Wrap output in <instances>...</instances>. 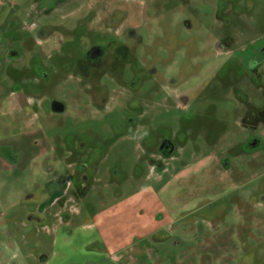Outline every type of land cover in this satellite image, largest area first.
<instances>
[{
  "label": "rangeland",
  "instance_id": "374dc122",
  "mask_svg": "<svg viewBox=\"0 0 264 264\" xmlns=\"http://www.w3.org/2000/svg\"><path fill=\"white\" fill-rule=\"evenodd\" d=\"M62 188L137 195L149 264H264V0H0V253Z\"/></svg>",
  "mask_w": 264,
  "mask_h": 264
},
{
  "label": "crops",
  "instance_id": "0c3cea01",
  "mask_svg": "<svg viewBox=\"0 0 264 264\" xmlns=\"http://www.w3.org/2000/svg\"><path fill=\"white\" fill-rule=\"evenodd\" d=\"M162 147L158 150L159 162H165L170 157ZM118 193L122 194L121 190ZM88 196L89 190L86 189L72 191L62 188L49 193L38 205L35 216H25L22 221L14 222L26 228L35 225L41 229L40 233L45 234L46 238L37 236L29 238L27 234L23 235L16 241L18 245H23V249L13 256L9 253H0V264H5V261L9 264L11 260L16 259H19L20 264H149L155 259V252L148 244H151L152 240L161 241V239H153L156 232L143 239L142 244L146 245V248L140 250L139 242L133 232L123 237L121 228L118 229L124 213L130 212L127 221L133 223L131 218L133 209L137 206V195L133 193L121 195L116 201L118 209L115 206V209L96 210L88 204L90 209L88 208L86 216L97 219L96 225L86 224L76 229L75 220L84 215L83 209L76 204L85 201ZM112 219L117 222L112 223ZM155 220L153 218L149 222L145 219L144 227L148 228L152 225L156 227ZM7 225L10 227L9 224ZM77 230L90 234L79 237L76 236ZM6 241L5 238L2 240L9 245Z\"/></svg>",
  "mask_w": 264,
  "mask_h": 264
},
{
  "label": "water",
  "instance_id": "95a60500",
  "mask_svg": "<svg viewBox=\"0 0 264 264\" xmlns=\"http://www.w3.org/2000/svg\"><path fill=\"white\" fill-rule=\"evenodd\" d=\"M104 54L103 50L102 49H99V48H96V49H93L91 52H90V56L91 58H99V57H102ZM53 109L55 111H58V112H63L65 107L63 104L61 103H54L53 104Z\"/></svg>",
  "mask_w": 264,
  "mask_h": 264
},
{
  "label": "flooded vegetation",
  "instance_id": "af4514ba",
  "mask_svg": "<svg viewBox=\"0 0 264 264\" xmlns=\"http://www.w3.org/2000/svg\"><path fill=\"white\" fill-rule=\"evenodd\" d=\"M92 50H93V49H92ZM92 50H91V51H92ZM91 51H90V52H91ZM103 55H104V54H103ZM168 144H169L168 142L164 143V146H163L164 148H163V149H164L165 152H167V151L169 150V149L167 150V148H168Z\"/></svg>",
  "mask_w": 264,
  "mask_h": 264
}]
</instances>
